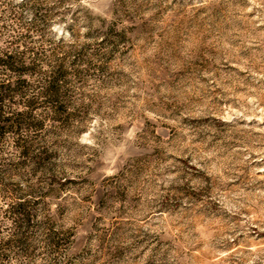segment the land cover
<instances>
[{
    "label": "rangeland",
    "instance_id": "1",
    "mask_svg": "<svg viewBox=\"0 0 264 264\" xmlns=\"http://www.w3.org/2000/svg\"><path fill=\"white\" fill-rule=\"evenodd\" d=\"M0 120V264H264V0H0Z\"/></svg>",
    "mask_w": 264,
    "mask_h": 264
},
{
    "label": "trees",
    "instance_id": "2",
    "mask_svg": "<svg viewBox=\"0 0 264 264\" xmlns=\"http://www.w3.org/2000/svg\"><path fill=\"white\" fill-rule=\"evenodd\" d=\"M13 61V58L12 56H9L7 55L6 56V59H4L2 62L3 64L9 68V69H14V62ZM1 120H0V128H5V125H2L1 124ZM17 126H29L27 122H18L17 121ZM24 152H27L26 149H24ZM41 161V158L37 157L35 159V162H40ZM13 213H14V216H15V223H16V226L17 228H22L24 226L27 225V223H29L30 221V214L26 211V208H25V204L24 202H19L17 203V205L13 206V209H12Z\"/></svg>",
    "mask_w": 264,
    "mask_h": 264
}]
</instances>
